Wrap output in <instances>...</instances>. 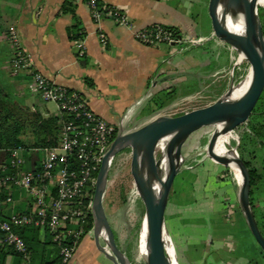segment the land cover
<instances>
[{
	"label": "crops",
	"instance_id": "obj_1",
	"mask_svg": "<svg viewBox=\"0 0 264 264\" xmlns=\"http://www.w3.org/2000/svg\"><path fill=\"white\" fill-rule=\"evenodd\" d=\"M66 1L0 0V84L12 89L20 100L38 96L29 92L28 76L11 73L12 47L7 40L11 26L20 31L36 70L81 93L97 115L125 132L144 126L156 113L174 106L176 100L156 111L154 99L162 93L189 97L201 92L211 80L222 82L237 54L214 36L209 0H102L105 5L121 9L133 25L126 28L108 19L97 25L88 5L74 1L75 14L85 33V57L80 58L76 41L68 36V30L76 25L75 17L62 12ZM153 25L173 28L186 39L206 40L195 46L140 43L135 33ZM99 31L106 33L107 47L101 45ZM56 111L49 110L54 114ZM193 174L194 185L201 184L200 174ZM188 192L180 198L170 196L165 214L166 230L174 241L179 264H254L255 260H259L256 264H264V252L256 240L251 243L249 239H236L231 230L237 225L242 233H251L241 211L236 209L235 224H228L223 219V208L212 200L206 202L204 188L194 186ZM227 196L235 200L237 192L232 190ZM14 199L15 206L6 214L29 209L30 200L24 192L16 191ZM218 216L227 229L219 227ZM28 242L32 249L29 264L59 263V251L47 234L38 232V237ZM101 245L93 235L84 237L72 264H114ZM5 264H16L15 257L8 255Z\"/></svg>",
	"mask_w": 264,
	"mask_h": 264
},
{
	"label": "built area",
	"instance_id": "obj_2",
	"mask_svg": "<svg viewBox=\"0 0 264 264\" xmlns=\"http://www.w3.org/2000/svg\"><path fill=\"white\" fill-rule=\"evenodd\" d=\"M74 1L88 5L97 25L105 19L126 28L133 25L121 9L105 5L102 0ZM98 36L101 45L107 47L106 33L99 31ZM135 37L147 46H195L206 40L186 39L175 29L163 25L139 30ZM7 40L12 47L11 73L28 76L29 92L46 103L55 104L60 135L57 146L31 150L42 153L37 170L25 169L27 159L23 147L12 149L8 164L0 165V190L5 193L0 199V246L12 248L21 256V264H29L31 251L18 231L35 228L47 234L57 247L58 264H72L81 240L92 235V230L87 231L93 216L92 192H95L104 157L121 129L97 115L81 93L51 81L36 70L34 57L25 49L16 26L9 27ZM83 41H76L79 56L84 55ZM16 191L27 195L29 209L8 215L6 211L15 206Z\"/></svg>",
	"mask_w": 264,
	"mask_h": 264
},
{
	"label": "water",
	"instance_id": "obj_3",
	"mask_svg": "<svg viewBox=\"0 0 264 264\" xmlns=\"http://www.w3.org/2000/svg\"><path fill=\"white\" fill-rule=\"evenodd\" d=\"M220 5H224L226 15L242 20V32L233 31L227 26L226 19L219 15ZM208 13L215 36L235 49L249 63L251 83L238 98H232L231 92L235 87L232 84L231 89L211 105L177 117H157L134 131L120 130L104 157L93 197L92 235L99 245L102 243V251L114 264H131L116 241L103 206L110 169L116 155L126 148H134L138 189L146 206V264H174L168 255L164 238V234H168L165 214L170 193L184 163V145L193 134L209 126H216V130L207 145L208 156L230 168L231 163L236 162L241 176V181L237 183L238 202L252 236L264 252V236L250 203L249 171L236 149H232L236 159L216 152L218 138L241 125L264 92V31L257 0H209ZM165 138H170L167 147L170 169L163 188L159 191L160 172L156 149Z\"/></svg>",
	"mask_w": 264,
	"mask_h": 264
},
{
	"label": "rangeland",
	"instance_id": "obj_4",
	"mask_svg": "<svg viewBox=\"0 0 264 264\" xmlns=\"http://www.w3.org/2000/svg\"><path fill=\"white\" fill-rule=\"evenodd\" d=\"M261 9L262 11H260ZM259 13L264 31V3L261 0H259ZM249 71V63L237 53L233 56L230 69L227 70V75L221 80L222 82L214 83L211 80L204 85L201 92L189 97H184L181 95L182 93H175L178 96L173 103L174 106L169 110L161 109L162 111L156 113L152 118L155 119L165 115L177 117L211 105L224 96L231 89L232 84L235 85L234 88L239 87L246 80ZM7 89L11 96L17 98L16 93L12 89ZM21 100L24 102L25 107L22 112L26 113V118L33 121L35 120L34 115L37 114H40L45 119L55 117L54 113L49 112V110L51 112L56 111L55 104L46 103L40 97L34 98L32 96H24ZM47 107L49 110L46 109ZM215 130L216 126L206 127L193 134L186 142L183 148L184 163L181 172L175 179L170 196L171 199L180 198L183 194H188V191L194 186L202 187L206 190L203 196L206 198V202L209 203L212 200L214 204L223 208V219L228 224L234 225L237 214L235 210L241 211L238 195L235 200L227 196L232 190L237 192V181L233 174L234 172L230 167L219 164L209 158L207 153V145ZM241 131L240 125L232 131L235 139L231 140L230 145H226L229 150L236 149L238 152ZM25 139L28 142L33 141V136L30 131L27 132ZM162 153L163 149L159 151L157 158ZM193 173H196V175L200 174V177H202L201 184L194 185L196 179ZM254 199L257 206V213H264V188L262 186H258L255 189ZM103 206L108 222L115 233L116 241L126 254L130 263L146 264L145 258H143L140 250V239L146 206L138 189L133 147L122 150L114 158L103 198ZM212 220L215 221L213 217ZM217 222L220 228L227 229L225 222L222 221L220 216H218ZM231 230L235 233L236 239H249V242H255L251 233L244 234L240 231V226H233ZM171 241L173 242L176 255L177 253L172 238ZM243 248L245 250V247ZM257 261L259 262V260H255L254 264ZM177 262L179 264L178 259Z\"/></svg>",
	"mask_w": 264,
	"mask_h": 264
},
{
	"label": "trees",
	"instance_id": "obj_5",
	"mask_svg": "<svg viewBox=\"0 0 264 264\" xmlns=\"http://www.w3.org/2000/svg\"><path fill=\"white\" fill-rule=\"evenodd\" d=\"M258 7H259V0ZM262 11V9L260 10ZM63 13L72 14L76 25L68 30L69 39L72 41L84 40L85 33L81 30L75 14L74 0H67L62 7ZM260 15V13H259ZM85 57V55L80 58ZM175 100L174 93L164 92L154 99L156 111L165 108ZM24 102L8 93V89L0 84V165L8 164L10 151L14 148L23 147L27 164L26 170H37L41 163V152H31L32 149H43L58 145L60 135L59 120L56 117L43 118L40 114L34 115L35 120L26 118ZM242 129L238 152L240 158L246 165L250 176V203L253 208L258 226L264 236V213H257L254 199V191L258 186L264 188V92L257 105L240 125ZM30 131L33 141H26L27 132ZM2 172L0 170V176ZM0 199L5 197V193ZM94 192H92L93 194ZM93 229V216L91 215L87 231ZM19 234L26 241L32 252L28 239H36L38 230L35 228L19 229ZM50 239V237H49ZM52 241V240H51ZM173 243V242H172ZM262 251V250H261ZM263 253V251H262ZM13 255L16 264H21V256L8 246H0V264H5L6 257Z\"/></svg>",
	"mask_w": 264,
	"mask_h": 264
},
{
	"label": "bare ground",
	"instance_id": "obj_6",
	"mask_svg": "<svg viewBox=\"0 0 264 264\" xmlns=\"http://www.w3.org/2000/svg\"><path fill=\"white\" fill-rule=\"evenodd\" d=\"M261 1H262V3H264V0H261ZM257 9H258V13H259L258 1H257ZM219 15L222 19L223 18L226 19V24L231 30L236 31V32H242L244 30V25H243L242 20L240 18H237V19L233 18L230 14L226 15L225 10H224V5H220ZM251 80H252V72L250 70L246 80L239 87L234 88L232 90V92H231L232 98H238L242 94H244L245 91L248 89V87L251 83ZM219 139H220V142H219ZM232 139H235V137L233 136L232 132H230V131H227L226 133L221 135L218 138L217 143H216V152L220 155H224L226 157H229L230 159H236L237 156L232 151V149L229 150L226 147V145L227 146L230 145ZM169 140H170V138H165V139L161 140L157 146V149H156V161H158V169L160 172V180L158 182V190L159 191L163 188V185L166 181V178H167V175H168L169 169H170L169 159H168V155H167V147H168ZM162 149H163V153L161 154L160 159H157V155L159 154V151ZM231 169L234 172L233 174L235 175L237 183L240 182L241 176H240V172L238 170V166H237L236 162L233 161L231 163ZM164 238H165L166 249H167V252H168L170 259L172 260V262L174 264H178L171 238L169 237V235L167 233L164 234ZM140 250H141V254H142L143 258H145V256H146V224H145V222L143 224V228H142V232H141Z\"/></svg>",
	"mask_w": 264,
	"mask_h": 264
}]
</instances>
